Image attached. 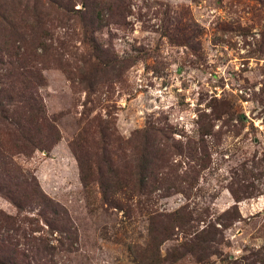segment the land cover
Masks as SVG:
<instances>
[{
    "label": "rangeland",
    "instance_id": "1",
    "mask_svg": "<svg viewBox=\"0 0 264 264\" xmlns=\"http://www.w3.org/2000/svg\"><path fill=\"white\" fill-rule=\"evenodd\" d=\"M95 2L113 7L98 8L100 28L78 0H0V103L33 81L25 94L41 103L48 141L61 136L47 153H18L23 135L0 120V185L27 193L22 211L0 194L8 253L18 264H148L156 226L163 264H264V0ZM151 129L170 148L147 198L108 204L97 183L82 186L71 146L134 166ZM202 141L205 156L173 149Z\"/></svg>",
    "mask_w": 264,
    "mask_h": 264
},
{
    "label": "trees",
    "instance_id": "2",
    "mask_svg": "<svg viewBox=\"0 0 264 264\" xmlns=\"http://www.w3.org/2000/svg\"><path fill=\"white\" fill-rule=\"evenodd\" d=\"M56 1L61 3V7L63 6L67 9L70 6L73 8L75 5V3H72L73 0H49L52 5H56ZM78 1L84 6V10L82 12L78 10V13L86 15V22L89 23V25L99 26V28L102 27V25L97 23V20L100 21L99 17L101 15L98 8L101 7L108 10L113 8L111 3H105L103 5L102 2L97 3L95 0ZM84 26L86 27L85 24ZM110 60V58H104L99 63L102 62L104 66L111 67ZM112 68H114V66H112ZM23 84L26 91L27 89L30 91L32 90L33 81H27L25 79ZM26 91H22L19 94H9L5 97L6 99L0 103V105H3V103L5 104V110H1L2 117L0 120L2 119L5 131L10 133H21L23 135V138L19 140L20 143L18 141H13L14 146L19 150L18 153L24 152L25 149L29 151V154H32L36 150L47 153L60 141L61 136L58 131H56L55 136L51 137L53 139L48 141V134L44 131L47 128L46 123L50 122L45 118L41 103L37 102L34 97H28V94H25ZM149 131L151 139L147 138ZM143 132L144 133L141 135L144 136V141L140 146L142 152H140L139 159L135 162L134 166L129 165L128 167L124 166V168H119L115 165L111 153L106 149L101 150V155L88 152L86 157H83L78 149L70 145L71 151L77 160L79 180L82 186L87 189L93 183H97L102 200L104 203L108 204L119 203L120 200L130 202L133 201L135 197L139 198L145 196L147 198L155 187L152 188L153 184L152 187H149V183L146 180L152 175V171L158 161L165 163L166 156L169 154L168 148H170V146L165 143V137H162V140L158 139L157 134L160 133V131L151 129ZM184 148H186V152L192 158L193 156H197L198 153H200L201 156H205L206 154V147L203 141L200 144L198 142H193L185 146L174 147L173 149H177V155H183ZM7 158L8 157L5 159ZM9 162H12L10 161V156ZM198 162H201L199 164L201 170L206 168L205 160L200 158ZM3 163L4 160L1 159L0 169ZM163 165L164 164L160 165V167ZM9 183H11L13 187L9 188L6 184L0 185V194L5 196L14 206L22 211L25 206L24 201L27 199V193L16 189L17 184H13L12 180H9ZM169 188L171 187H167L166 190L169 191ZM41 198L44 200V196H41ZM191 222L192 220L183 222L179 229L183 228V230L186 231L185 227L190 226ZM55 228L56 232L60 234L69 232L66 229L65 223L63 225H56ZM150 230L149 235L151 236V242H148L146 251L150 248L151 250L149 252H153V254L148 255V252L147 260L150 261L148 264H163L162 260L157 261V254L160 246L156 234L157 227H150ZM203 234V231L199 232V243L205 242ZM211 238H214V236H211L210 239ZM5 239L7 238L0 235V264H18V262H15L17 258L16 250L13 248L11 252L8 253L9 248L4 245L7 243Z\"/></svg>",
    "mask_w": 264,
    "mask_h": 264
}]
</instances>
